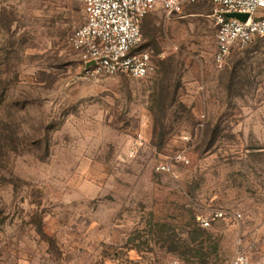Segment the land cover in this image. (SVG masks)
<instances>
[{
    "label": "rangeland",
    "instance_id": "374dc122",
    "mask_svg": "<svg viewBox=\"0 0 264 264\" xmlns=\"http://www.w3.org/2000/svg\"><path fill=\"white\" fill-rule=\"evenodd\" d=\"M213 13L158 0L155 72L86 78L79 0H0V264H264V38L218 68Z\"/></svg>",
    "mask_w": 264,
    "mask_h": 264
},
{
    "label": "built area",
    "instance_id": "2783aa9c",
    "mask_svg": "<svg viewBox=\"0 0 264 264\" xmlns=\"http://www.w3.org/2000/svg\"><path fill=\"white\" fill-rule=\"evenodd\" d=\"M84 6L85 21L69 37V43L79 57L84 76L97 78L125 74L144 78L156 68L150 52L140 50L141 26L156 8L158 0H79ZM190 0H162L168 15H180ZM214 6L217 50L215 63L225 65L227 57L237 48L258 38H264V0H207ZM228 13L248 14L247 21L229 18ZM164 170L165 167L162 166ZM225 211H212L198 216L203 227L227 217ZM241 217V214H236ZM170 264H182L172 259ZM230 264H253L246 250H238Z\"/></svg>",
    "mask_w": 264,
    "mask_h": 264
},
{
    "label": "water",
    "instance_id": "95a60500",
    "mask_svg": "<svg viewBox=\"0 0 264 264\" xmlns=\"http://www.w3.org/2000/svg\"><path fill=\"white\" fill-rule=\"evenodd\" d=\"M229 18H236L238 20H241L243 22L247 21L249 15L248 14H241V13H228L226 14Z\"/></svg>",
    "mask_w": 264,
    "mask_h": 264
},
{
    "label": "trees",
    "instance_id": "16d2710c",
    "mask_svg": "<svg viewBox=\"0 0 264 264\" xmlns=\"http://www.w3.org/2000/svg\"><path fill=\"white\" fill-rule=\"evenodd\" d=\"M143 24V23H142ZM142 27V26H141Z\"/></svg>",
    "mask_w": 264,
    "mask_h": 264
}]
</instances>
